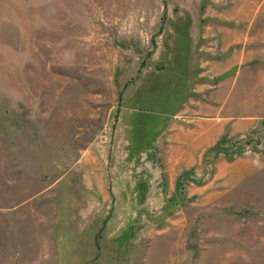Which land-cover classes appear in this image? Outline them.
<instances>
[{
    "label": "rangeland",
    "instance_id": "374dc122",
    "mask_svg": "<svg viewBox=\"0 0 264 264\" xmlns=\"http://www.w3.org/2000/svg\"><path fill=\"white\" fill-rule=\"evenodd\" d=\"M0 264H264V0H0Z\"/></svg>",
    "mask_w": 264,
    "mask_h": 264
},
{
    "label": "crops",
    "instance_id": "0c3cea01",
    "mask_svg": "<svg viewBox=\"0 0 264 264\" xmlns=\"http://www.w3.org/2000/svg\"><path fill=\"white\" fill-rule=\"evenodd\" d=\"M221 117L222 116L220 115H216L214 118H210V119L204 118L203 119L204 121H207V128H208L207 132L210 131L212 128H214L212 132L213 133L212 138L217 136L218 134V136L215 137L214 141H216L219 137H222L224 132L226 133V124H227L226 119L224 120ZM212 121H214V123Z\"/></svg>",
    "mask_w": 264,
    "mask_h": 264
}]
</instances>
